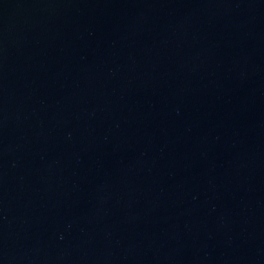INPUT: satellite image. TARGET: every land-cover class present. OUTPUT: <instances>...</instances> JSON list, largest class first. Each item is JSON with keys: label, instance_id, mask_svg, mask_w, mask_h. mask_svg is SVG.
I'll return each instance as SVG.
<instances>
[{"label": "water", "instance_id": "95a60500", "mask_svg": "<svg viewBox=\"0 0 264 264\" xmlns=\"http://www.w3.org/2000/svg\"><path fill=\"white\" fill-rule=\"evenodd\" d=\"M0 264H264V0H0Z\"/></svg>", "mask_w": 264, "mask_h": 264}]
</instances>
